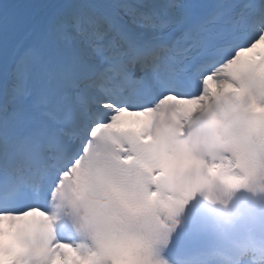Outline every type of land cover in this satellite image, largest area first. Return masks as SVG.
I'll list each match as a JSON object with an SVG mask.
<instances>
[{"label": "snow or ice", "instance_id": "1", "mask_svg": "<svg viewBox=\"0 0 264 264\" xmlns=\"http://www.w3.org/2000/svg\"><path fill=\"white\" fill-rule=\"evenodd\" d=\"M262 45L264 0L0 4V264H164L195 193L264 188Z\"/></svg>", "mask_w": 264, "mask_h": 264}, {"label": "clouds", "instance_id": "2", "mask_svg": "<svg viewBox=\"0 0 264 264\" xmlns=\"http://www.w3.org/2000/svg\"><path fill=\"white\" fill-rule=\"evenodd\" d=\"M76 165H73L72 168H70L66 173H65V177L64 179L67 180L68 184L70 187H75V181L77 179V176H78V173L76 172ZM165 218L163 216H161L159 218V221H164ZM159 221L157 220H154L152 218H149V217H145V218H142L140 221H139V226L143 229V231L148 234L149 236H155V232H156V229L160 226L159 224ZM167 223L171 224L172 221H166ZM144 240L141 239V240H138V245L143 247L144 245ZM165 242V240L161 239L159 242H158V245L160 244H163ZM160 259L164 262V264H167V262L162 258L160 257ZM146 264V262H145Z\"/></svg>", "mask_w": 264, "mask_h": 264}]
</instances>
